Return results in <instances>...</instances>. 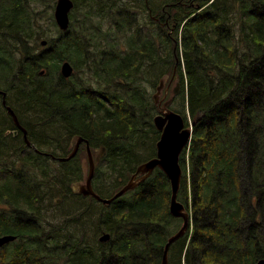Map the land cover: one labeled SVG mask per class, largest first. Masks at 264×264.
Returning <instances> with one entry per match:
<instances>
[{
	"label": "trees",
	"instance_id": "16d2710c",
	"mask_svg": "<svg viewBox=\"0 0 264 264\" xmlns=\"http://www.w3.org/2000/svg\"><path fill=\"white\" fill-rule=\"evenodd\" d=\"M74 1L65 32L49 0L0 2V90L28 135L62 156L76 135L93 149L106 147L115 177L108 190L95 176L93 185L112 197L156 156V106L138 80L147 65L170 62L158 79L177 69L184 117L196 123L181 155L178 194L192 230L172 244L169 264H254L264 257V0ZM234 9L242 15V43L234 42L229 22ZM140 13L154 28L143 27ZM65 60L74 66L70 78L60 72ZM3 98L0 236L17 239L0 246V264H162L167 239L182 223L170 213L168 177L156 169L110 205L75 193L82 159L80 173L68 165L82 148L87 156L85 144L52 168L49 157L27 146ZM151 135L153 145L140 142ZM102 162L100 180L111 175L98 169ZM103 232L111 235L107 242L95 237Z\"/></svg>",
	"mask_w": 264,
	"mask_h": 264
},
{
	"label": "water",
	"instance_id": "95a60500",
	"mask_svg": "<svg viewBox=\"0 0 264 264\" xmlns=\"http://www.w3.org/2000/svg\"><path fill=\"white\" fill-rule=\"evenodd\" d=\"M148 1V0H146ZM74 7L73 0H57L54 9V16L59 28L63 31L69 29L70 26V12ZM43 45L47 44V41L42 42ZM61 73L64 77H70L73 73V66L69 61H64L61 64ZM169 78V75H164L160 79V83L157 87V91L154 94L156 104L159 103L160 98L163 94L165 84ZM178 91L176 88L175 93ZM0 94H3V104L6 106L8 113L13 118L18 129L24 133V138L28 145H30V140L28 138V130L21 121L15 110L6 103V93L0 90ZM172 99H170L171 101ZM168 101V100H167ZM166 101V102H167ZM168 101L165 106L167 107L170 103ZM154 123L156 127L161 131L160 139L157 141V155L137 167V171L131 177V179L112 197L107 198L98 194L93 188V177L96 170V163L99 162L100 158L106 153V147H101L97 149V154L94 156L93 151L90 146V142L84 137L76 135L74 137L75 144L73 151L70 152L65 157H52L58 158L60 161L65 162L73 158L81 144L86 142L87 154L89 166L84 165V180L76 181L72 183V189L81 195L90 196L98 201L102 202L105 205H110L115 199L124 195L129 190L136 188L141 182L145 181L156 168H160L170 179L171 183V204L170 211L175 217H180L183 219V223L180 229L168 238V241L164 248V253L162 256V264H169V250L171 245L178 239H180L190 227V218L191 215L188 212L186 206L178 201V192L181 187L182 181V167L180 165V157L183 150L189 146L192 139L193 125L196 121H192L190 126H186L185 119L183 115L179 112L166 108L162 113L154 117ZM15 134L18 133V130L14 131ZM48 154V153H46ZM140 175V176H139ZM139 176V177H138ZM111 238L109 233H104L100 236L101 241H108ZM16 239L15 235H3L0 236V246L13 241ZM256 264H264V258H261Z\"/></svg>",
	"mask_w": 264,
	"mask_h": 264
},
{
	"label": "rangeland",
	"instance_id": "374dc122",
	"mask_svg": "<svg viewBox=\"0 0 264 264\" xmlns=\"http://www.w3.org/2000/svg\"><path fill=\"white\" fill-rule=\"evenodd\" d=\"M56 1L57 0H49V3L53 4L54 7H55ZM104 1H106L109 4L113 2V0H104ZM122 1H128L129 3L136 4L132 0H122ZM163 1H165V0H150L149 1V5L156 6V5L160 4ZM0 2H2V0H0ZM51 13L54 15V8H53V10H51ZM145 15L147 16V13ZM139 17H140V20H141V24L143 25L144 28H146V29L154 28L153 24L150 21H148L147 17L146 18L144 17L143 13H140ZM230 17H231V19L229 20V22H230V25L233 27V29H234L233 33L235 34L234 42L235 43H238V42L242 43V40H241L242 36L239 33V27H240V25L242 23V21H241V17H242L241 12H239L238 10L234 9V10L231 11V16ZM229 22H228V24H229ZM243 49H244V46H243ZM165 57L166 58H170V56H165ZM169 68H170V62H167V63L156 62L155 64L147 65L143 69V71L140 73V78H139L138 82L141 84V87H142L144 93L148 94V97H149V99H150L152 104H153V98H152L153 96L152 95L156 91L155 90V85L157 83V80L159 81L158 77H159V75L161 73H163L165 71H168ZM160 69H162V71L159 74L156 75L155 74L156 70H160ZM83 76L84 77L88 76V73H84ZM93 79H94V81L96 80L95 78H93ZM181 90H182V87H181ZM179 93L180 94L177 95L178 97L175 99L174 103L172 104V108L175 109V110L180 111L183 114L184 113V109L185 108L188 109V107H187V104L185 106L183 105V102H182L183 97H182L181 91H179ZM153 113H154V111H153ZM140 142L141 143H145L147 145L148 144L149 145H153L155 143V140H153V137L151 135L150 137L146 138L144 141L141 140ZM98 145H99V142H98ZM63 146L66 149L69 148L67 146V144H65V143L63 144ZM136 148H138L137 144H136ZM61 151H62V149H58V152H61ZM148 151L149 150H147L145 153H147ZM84 155H85V148H82V153L78 154L77 158L73 162H71L72 164L68 165V167H74L75 169L78 168L79 169V173H80L81 172L80 163H81V159L83 160L85 158ZM102 160H104V158ZM53 162H54V164H53L52 168H56V167L60 166L61 164H63V163H61L59 161H53ZM87 166H88V160L86 158L85 159V170H86ZM98 169L104 170L105 172L109 171L110 174H111L110 177H108V178H107L106 175H104L101 180L97 176L98 170H97V172L95 174V180H97L98 185L102 189L108 190L109 186H111L112 180L115 177V174L107 169L106 160H104L102 162V164L99 165ZM0 174H1V178H3L1 169H0ZM124 197L125 196H123L122 198H124ZM130 197H131V195H128L126 198H130ZM54 198H63V194H62V196H58V197H54ZM65 203L66 202H64L62 204H65ZM46 215L48 217L54 216L55 215V210H47ZM98 235L100 236V234H98ZM95 237L93 238L94 240H95ZM261 258H263V257H261Z\"/></svg>",
	"mask_w": 264,
	"mask_h": 264
},
{
	"label": "flooded vegetation",
	"instance_id": "af4514ba",
	"mask_svg": "<svg viewBox=\"0 0 264 264\" xmlns=\"http://www.w3.org/2000/svg\"><path fill=\"white\" fill-rule=\"evenodd\" d=\"M212 1V0H211ZM216 0H214V2H215ZM182 3L183 4H188V0H182ZM197 4H199L198 2H196ZM176 88H178V91L175 93V90H176ZM179 91H180V80L178 79V78H176L175 77V75L173 76V78H170L167 82H166V84H165V88H164V90H163V94H162V96H161V99H160V101H159V103L157 104V110H158V113H161V112H163L167 107H169V108H171L172 107V104L174 103V101H175V99H176V96L179 94ZM170 99H172L171 101H170ZM170 101V103L168 104V106L166 107L165 106V104L168 102V101ZM167 101V102H166ZM166 102V103H165ZM172 109V108H171ZM29 137H30V139H31V136L29 135ZM32 140V139H31ZM32 143L34 144V146L32 145V146H28L29 148H31V149H33V150H35L36 151V149H35V146L37 147V148H39V149H42V150H44V151H49V150H46V149H43V148H41V144H40V142H34L33 140H32ZM40 146V147H39ZM37 152V151H36ZM37 153H39V154H42V153H40V152H37ZM43 155H45V154H43ZM45 156H49V155H45ZM140 176V175H139ZM138 176V177H139ZM141 184V183H140ZM139 184V185H140ZM100 236H101V234H100ZM100 236L99 235H97L96 237L100 240ZM110 240V239H109ZM100 242H103V241H101L100 240ZM105 242H107V241H105Z\"/></svg>",
	"mask_w": 264,
	"mask_h": 264
},
{
	"label": "bare ground",
	"instance_id": "6f19581e",
	"mask_svg": "<svg viewBox=\"0 0 264 264\" xmlns=\"http://www.w3.org/2000/svg\"><path fill=\"white\" fill-rule=\"evenodd\" d=\"M149 3V2H148ZM71 21H72V18H71ZM188 113V112H187ZM12 131H14V130H12ZM19 131V130H18ZM259 260V259H258ZM258 260L254 263V264H256L257 262H258Z\"/></svg>",
	"mask_w": 264,
	"mask_h": 264
}]
</instances>
